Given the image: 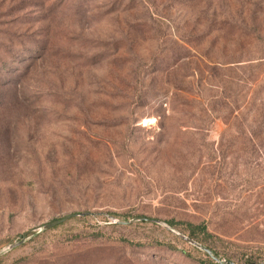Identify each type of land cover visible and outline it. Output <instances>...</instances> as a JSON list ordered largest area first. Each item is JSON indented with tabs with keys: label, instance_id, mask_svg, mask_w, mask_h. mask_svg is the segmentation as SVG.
I'll list each match as a JSON object with an SVG mask.
<instances>
[{
	"label": "rangeland",
	"instance_id": "374dc122",
	"mask_svg": "<svg viewBox=\"0 0 264 264\" xmlns=\"http://www.w3.org/2000/svg\"><path fill=\"white\" fill-rule=\"evenodd\" d=\"M106 216L264 263V0H0V264H216Z\"/></svg>",
	"mask_w": 264,
	"mask_h": 264
},
{
	"label": "water",
	"instance_id": "95a60500",
	"mask_svg": "<svg viewBox=\"0 0 264 264\" xmlns=\"http://www.w3.org/2000/svg\"><path fill=\"white\" fill-rule=\"evenodd\" d=\"M87 215L86 213H81V214H70L67 215L63 218H60L58 220H55L51 223L45 224L42 227L39 228V231H45V230H50L52 228H55L61 224H63L64 222L72 219L73 217H82ZM106 218L109 220V223L107 224H112V225H116V226H129L131 224L134 223H149V224H155V225H159L162 228H164L165 230L171 232L172 234H174L175 236H177L180 239H183L185 242H187L188 244L196 247L197 249L201 250L204 254H206L213 262H215L216 264H234L230 261H227L225 259H222L220 257H216L215 254L208 248L201 246L199 243L193 241L192 239L188 238L185 235L180 234L178 231H176L174 228H172L169 224H167L166 222L160 221V220H156V219H152V218H145V217H136L133 218L131 220H118L116 218H112L109 216H106ZM26 237L25 234L21 237V239L19 240V242H15L13 244H10L8 246H6L5 248H3L0 251V256L15 249L17 246H19L20 244H22L25 241ZM264 264V263H262Z\"/></svg>",
	"mask_w": 264,
	"mask_h": 264
},
{
	"label": "trees",
	"instance_id": "16d2710c",
	"mask_svg": "<svg viewBox=\"0 0 264 264\" xmlns=\"http://www.w3.org/2000/svg\"><path fill=\"white\" fill-rule=\"evenodd\" d=\"M170 226L177 228L176 224H174L173 222H167ZM184 225V229L181 231L186 233L190 238L206 244L208 241L207 237H210L209 232L207 231L206 227L203 224H190V223H186V224H181ZM180 230V229H179ZM208 246V245H207ZM217 254V253H216ZM204 256L210 260V258L204 254ZM211 261V260H210ZM246 264H253L252 260H247L245 262Z\"/></svg>",
	"mask_w": 264,
	"mask_h": 264
}]
</instances>
